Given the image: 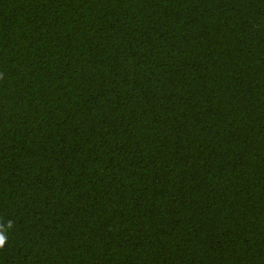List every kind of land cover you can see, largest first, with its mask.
I'll return each mask as SVG.
<instances>
[{"label": "trees", "instance_id": "obj_1", "mask_svg": "<svg viewBox=\"0 0 264 264\" xmlns=\"http://www.w3.org/2000/svg\"><path fill=\"white\" fill-rule=\"evenodd\" d=\"M0 264H264V0H0Z\"/></svg>", "mask_w": 264, "mask_h": 264}, {"label": "clouds", "instance_id": "obj_2", "mask_svg": "<svg viewBox=\"0 0 264 264\" xmlns=\"http://www.w3.org/2000/svg\"><path fill=\"white\" fill-rule=\"evenodd\" d=\"M6 239L3 235H0V247H3V245L5 244Z\"/></svg>", "mask_w": 264, "mask_h": 264}]
</instances>
